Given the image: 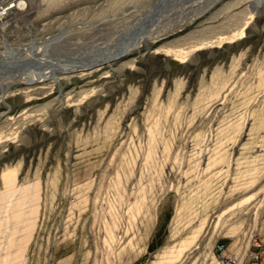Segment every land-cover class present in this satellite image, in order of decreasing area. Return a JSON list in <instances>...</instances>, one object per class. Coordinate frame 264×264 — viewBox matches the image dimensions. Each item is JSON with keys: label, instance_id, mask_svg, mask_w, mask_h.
Returning a JSON list of instances; mask_svg holds the SVG:
<instances>
[{"label": "rangeland", "instance_id": "374dc122", "mask_svg": "<svg viewBox=\"0 0 264 264\" xmlns=\"http://www.w3.org/2000/svg\"><path fill=\"white\" fill-rule=\"evenodd\" d=\"M161 1L0 0V264L264 259V2Z\"/></svg>", "mask_w": 264, "mask_h": 264}, {"label": "water", "instance_id": "95a60500", "mask_svg": "<svg viewBox=\"0 0 264 264\" xmlns=\"http://www.w3.org/2000/svg\"><path fill=\"white\" fill-rule=\"evenodd\" d=\"M263 1V0H262ZM171 0H162L160 3H159V5H157L156 6V8H155V12L157 11H162L163 9H165L166 7H168V6H170V4H171ZM259 3H261V2H259ZM259 3H257V2H254V5L256 6V5H258ZM155 13H152V14H148L144 19H143V21H141L140 23H139V25H137L134 29H132L131 30V32L127 35V40H122L121 42H120V44H121V46L120 47H118V49L115 51V55L114 56H112V58L111 59H109V60H111V61H113V60H117V59H119V58H121L122 56H124L126 53H128L131 49H132V47L134 46V44H131V42H130V39H132V37L134 36V35H144V34H146L147 32H148V30H149V25H151L153 22H154V15ZM125 42H129V44H127V43H125ZM145 42V41H144ZM148 52H150V49L148 48L147 49V51H146V53H148ZM98 64L99 63H93V64H90V65H88L87 67H86V69H93V68H96V67H98ZM16 67V68H18V67H21L22 65H20V64H17V63H14L13 65H10V64H8V65H5L4 67ZM24 67V66H23Z\"/></svg>", "mask_w": 264, "mask_h": 264}, {"label": "bare ground", "instance_id": "6f19581e", "mask_svg": "<svg viewBox=\"0 0 264 264\" xmlns=\"http://www.w3.org/2000/svg\"><path fill=\"white\" fill-rule=\"evenodd\" d=\"M255 2H257V3H259V2H264V0L262 1V0H256ZM253 4V3H252ZM136 25V24H135ZM150 29V28H149ZM143 41V40H142ZM5 43V42H4ZM13 50H15L16 51V49H13ZM45 51V50H44ZM39 52V51H38ZM42 53V52H41ZM115 53V52H114ZM111 54V55H105L106 57H103V58H100V59H97V60H93V61H91L90 63H86V62H82L81 64H78V65H73V66H71L73 69H84V68H86V66H88V65H90V64H93L94 62L96 63H99V64H101V63H107V62H110L111 60H109V59H111L112 58V56H114L115 54ZM11 54H12V52H11ZM14 54V53H13ZM27 55V54H26ZM25 55V56H26ZM45 55V54H44ZM99 55V54H98ZM29 57V56H28ZM11 58H13V57H11ZM92 58V57H91ZM25 59V58H24ZM24 59H22V60H24ZM27 60H30V61H33L34 63H36V64H41V63H44L46 60H43L42 58H26ZM95 59V58H94ZM4 60L5 61H7L8 59H4V58H2V59H0V63H2V62H4ZM26 60V61H27ZM10 61V60H9ZM16 61H19V62H21V60H16ZM26 61H24V62H26ZM29 61V62H30ZM11 62V61H10ZM19 62H18V64H19ZM29 62H27V63H29ZM9 63V62H8ZM7 63V64H8ZM22 63V62H21ZM6 64V65H7ZM55 64V63H54ZM58 64V63H57ZM11 65H13V64H11ZM22 65H24V63L22 64ZM4 66H5V64H4ZM23 67V66H22ZM67 68H69V67H67ZM3 69H4V67H3ZM2 69V70H3ZM24 69V68H23ZM1 70V69H0ZM16 70V69H15ZM59 71V70H58ZM48 71H44L43 72V74L42 75H48V73H47ZM60 72V71H59ZM30 73V72H29ZM56 73H57V70H56ZM34 75V74H33ZM33 77V76H32ZM31 77V80H30V83H32V82H34V81H36V80H34L35 78H32ZM39 77H41V75L39 76ZM41 80V78L39 79V81ZM44 80V79H43ZM29 81V80H28ZM38 81V82H39ZM29 84V83H28ZM3 94V93H2ZM247 249V248H246ZM245 249V250H246ZM243 251V254H245L246 253V251ZM227 257H237V262L236 263H232V262H229V261H226L225 259H226V257L224 258V261L227 263V264H238V262L240 261V255H229V256H227Z\"/></svg>", "mask_w": 264, "mask_h": 264}, {"label": "built area", "instance_id": "2783aa9c", "mask_svg": "<svg viewBox=\"0 0 264 264\" xmlns=\"http://www.w3.org/2000/svg\"><path fill=\"white\" fill-rule=\"evenodd\" d=\"M251 246H255L256 250L252 249ZM261 246H262V244L258 240H255V242L252 243L250 245V247H248L245 250L246 253L240 259L238 264H254L256 262H259L260 264H264V259H263L262 255H261L260 250H258ZM220 248H222V247L220 246ZM225 260L229 261V262H232V263H236L237 262V257H226Z\"/></svg>", "mask_w": 264, "mask_h": 264}, {"label": "crops", "instance_id": "0c3cea01", "mask_svg": "<svg viewBox=\"0 0 264 264\" xmlns=\"http://www.w3.org/2000/svg\"><path fill=\"white\" fill-rule=\"evenodd\" d=\"M231 255H240V258H242L245 254H243V251H237L235 253H232Z\"/></svg>", "mask_w": 264, "mask_h": 264}]
</instances>
